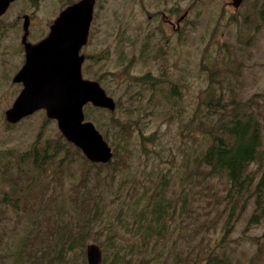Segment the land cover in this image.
Segmentation results:
<instances>
[{
  "label": "trees",
  "instance_id": "trees-1",
  "mask_svg": "<svg viewBox=\"0 0 264 264\" xmlns=\"http://www.w3.org/2000/svg\"><path fill=\"white\" fill-rule=\"evenodd\" d=\"M260 15L264 20V10ZM146 52L150 59L149 43ZM137 61H123V74ZM207 74L206 88L186 115L180 91L186 84L169 69L122 79L126 104L119 97L104 123L95 120L114 154L106 165L88 161L60 134L43 139L46 120L30 149L12 163V196L2 202L35 219L34 230L11 253L14 264H86L95 233L103 264H241L233 236L253 199L245 233L264 219V95L229 98L226 90L233 89L221 70ZM153 115L180 124V144L164 146L156 132H144V117ZM85 116L89 120L91 113ZM73 166L79 178L63 196L57 188ZM51 174L46 187L44 175ZM210 231L219 237L208 240Z\"/></svg>",
  "mask_w": 264,
  "mask_h": 264
},
{
  "label": "rangeland",
  "instance_id": "rangeland-1",
  "mask_svg": "<svg viewBox=\"0 0 264 264\" xmlns=\"http://www.w3.org/2000/svg\"><path fill=\"white\" fill-rule=\"evenodd\" d=\"M67 1L17 0L1 18L0 238L3 244L0 245V264H14L11 253L34 230V217L24 212L17 213L11 206L2 203L16 178L12 163L16 165V156L30 149L46 120V129L41 135L43 139H55L58 134L62 135L57 122L49 120L45 111H39L16 125L6 121L7 110L22 91V86L13 83V79L23 64L22 53H16L17 48L23 49V17H31V39L39 40L50 32V27L63 10L80 0L68 6ZM233 4V0H97L89 43L82 51L87 56L83 76L96 82L104 77L105 83L99 82L103 89L115 102L119 97L122 98L125 105L127 95L121 85L122 79L129 82L132 75L151 73L157 76L169 69L176 82L186 84L185 88L179 85L185 100L182 103L185 115L186 112H192L197 95L208 84L207 69L221 70V78L227 79L226 84L230 83L233 89L226 90L229 98L247 101L254 95L262 96L264 20L260 12L264 10V0H244L238 9ZM147 43L151 49L150 59L147 52L142 53ZM133 60H138L135 67L130 70V74H123L127 65L121 66L122 62ZM103 110L106 112L85 110L91 113L87 121L96 127V118L104 123L110 111ZM119 114L125 115L124 112ZM147 116L142 121L147 135L156 132L164 146L180 144V124H173L168 117L169 120L158 115ZM262 123L264 150V119ZM98 131L104 137L103 131ZM139 164L136 162L133 165L139 167ZM144 164L141 162V165ZM51 177L52 174L44 175V186L51 183ZM78 178L79 173L73 166L66 173L65 181L62 179V188L57 189L66 196ZM8 196H12L11 193ZM253 202L254 199L233 236L236 241L232 243V248L236 250V257L241 264H264V219L249 234L245 233L247 221L254 210ZM184 222L177 220L185 228ZM205 236L209 240V237L218 238L219 234L210 231ZM94 237H97L96 233L88 244L95 243Z\"/></svg>",
  "mask_w": 264,
  "mask_h": 264
},
{
  "label": "water",
  "instance_id": "water-1",
  "mask_svg": "<svg viewBox=\"0 0 264 264\" xmlns=\"http://www.w3.org/2000/svg\"><path fill=\"white\" fill-rule=\"evenodd\" d=\"M17 0H0V20ZM238 9L244 0H233ZM97 0H80L63 10L50 27L46 39L33 45L28 42L30 19L24 17L22 43L26 61L13 79L23 89L6 112V121L16 125L39 111L56 121L64 139L78 148L93 164H109L113 150L87 121L85 107L116 111V102L96 81L83 77L85 55L89 43ZM1 31V24H0ZM87 264H103V251L96 243L86 248Z\"/></svg>",
  "mask_w": 264,
  "mask_h": 264
},
{
  "label": "flooded vegetation",
  "instance_id": "flooded-vegetation-1",
  "mask_svg": "<svg viewBox=\"0 0 264 264\" xmlns=\"http://www.w3.org/2000/svg\"><path fill=\"white\" fill-rule=\"evenodd\" d=\"M97 3V2H96ZM25 16H27V15H25ZM24 16V17H25ZM24 17H23V20H24ZM29 19H30V26H29V35H28V42L29 43H31V44H33V45H36V44H38V43H40L41 41H43L44 39H46L47 37H48V35H49V33L47 34V35H45L44 37H42L41 39H39V40H36V41H32V39H31V32H30V28H31V17L29 16ZM0 24H1V20H0ZM23 26H24V24H23ZM1 34H2V26H1V31H0V38H1ZM25 35V32H24V28H23V35H22V38H21V44H22V46H23V49H22V51L21 50H19L18 48H17V50H16V53H18V55H20V53H22L20 56H22L23 58V64H22V67L24 66V64H25V61H26V52H25V47H24V45H23V43H22V40H23V36ZM89 39H90V37H89ZM88 46V45H87ZM85 48V47H84ZM83 48V49H84ZM83 51V50H82ZM81 55H84V54H82V52H81ZM86 57V59H85V62H86V60H87V56H85ZM85 62H84V64H85ZM84 66V65H83ZM22 67H20V69H19V71L22 69ZM18 71V72H19ZM84 77V76H83ZM20 86H22V84H19ZM22 89H23V86H22ZM21 93V92H20Z\"/></svg>",
  "mask_w": 264,
  "mask_h": 264
}]
</instances>
